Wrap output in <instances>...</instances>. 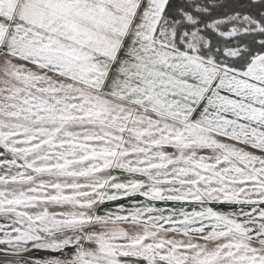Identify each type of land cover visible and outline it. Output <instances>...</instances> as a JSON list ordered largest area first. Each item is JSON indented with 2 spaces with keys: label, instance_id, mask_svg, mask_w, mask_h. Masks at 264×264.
Instances as JSON below:
<instances>
[{
  "label": "snow or ice",
  "instance_id": "1",
  "mask_svg": "<svg viewBox=\"0 0 264 264\" xmlns=\"http://www.w3.org/2000/svg\"><path fill=\"white\" fill-rule=\"evenodd\" d=\"M0 264H264V0H0Z\"/></svg>",
  "mask_w": 264,
  "mask_h": 264
}]
</instances>
